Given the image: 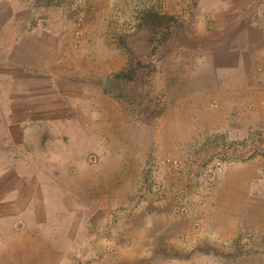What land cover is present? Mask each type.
<instances>
[{
    "label": "crops",
    "instance_id": "1",
    "mask_svg": "<svg viewBox=\"0 0 264 264\" xmlns=\"http://www.w3.org/2000/svg\"><path fill=\"white\" fill-rule=\"evenodd\" d=\"M39 1L0 0V130H16L8 135L23 146H47L37 150L41 161L60 158L62 163L49 170L39 164L16 167L3 175L19 179L14 189L0 192V208L8 211L0 213V237L11 251L0 248V264H22L19 256L27 259L23 264H74V257L75 264H134L155 251V242L178 245L182 230L169 216L174 206L170 195H155L162 199L156 212L163 218L160 224L140 216L147 214L142 212L145 207L136 211L135 176L143 181L146 154L110 156L111 161L119 162L116 167H122L123 161L126 167V180L120 183L124 186L113 191L112 197L111 179L101 188L103 179L96 175L99 170L85 166L84 139L102 148L103 102L118 105L112 87L115 80L107 74L117 69L106 68L103 74L100 62L94 61L85 67L81 49L74 46L62 19ZM261 1L229 0L231 12L223 16L226 29L222 34L202 31L204 22L196 20L189 37H202L196 49L197 63L205 72L198 76L202 82L168 106L156 123L155 136L145 137L149 130L141 128L148 145L189 143L206 130L243 139L248 129L264 122ZM251 2L255 9L249 12ZM180 46L186 44L181 42ZM95 65H99L96 72L92 71ZM35 160L38 162V157ZM28 169L31 173L27 174ZM166 173L158 179L165 187L179 189L180 179ZM39 177L43 182L37 180ZM263 181L264 161L255 159L229 167L218 185L211 214L202 216L200 230L194 231L196 237L235 239L243 229L261 235L264 204L257 202H264L260 193ZM142 185L148 187V194L154 192ZM120 191L125 196L118 198ZM148 194L149 200L152 194ZM17 222L15 230L12 226ZM167 255L174 260L160 264H182L172 251ZM213 256L197 249L189 264H229L215 260L222 256Z\"/></svg>",
    "mask_w": 264,
    "mask_h": 264
},
{
    "label": "rangeland",
    "instance_id": "2",
    "mask_svg": "<svg viewBox=\"0 0 264 264\" xmlns=\"http://www.w3.org/2000/svg\"><path fill=\"white\" fill-rule=\"evenodd\" d=\"M228 1H39L42 5L56 11L55 16L62 19L63 24L68 28L67 33L73 39L74 46L81 49L79 54L83 56L81 60L85 67L88 68V63L94 61L95 64L100 62L103 74L106 72V68L109 71L110 67L117 69V71L112 70L107 74H110L115 80V85L112 87L116 92L118 105L103 102L102 148L98 149L94 147L92 140L84 139L86 141L84 142L85 166L99 170L96 175L103 179L101 188L104 187L107 179H111L113 189L111 188L110 197H112L113 191L120 190V185L124 186L120 183L126 180V167L124 161L122 167H116L115 164L119 162L111 161L110 156L146 154L148 164L146 162L144 167L143 181L139 176H135L134 204L136 211H141L145 207L142 212L147 214L140 216L152 218L160 224L163 218L156 215L157 203L162 200L161 197L156 198L159 190L164 192L163 196L170 195L168 197L169 201L171 200L170 204L174 205L169 216L177 220L182 230L176 241L178 245L171 243L172 245L168 247V245L155 242L153 253L157 257L153 258L155 255L152 253L148 257H141L134 264L171 262L170 260L174 259L168 258L167 255L171 251L175 258L181 261L180 263L189 264L197 249L222 256H213V259L216 257L215 260H222L223 263L264 264V232L257 235L259 233L255 234L243 229L237 238L223 241L198 239L194 232L200 230L202 216L211 214L210 206L215 200L218 185L222 181L225 171L231 166L245 164L255 159L264 161V122L255 128L251 127V130L248 129L246 137L243 139H238L239 135L231 136L230 133L220 134L206 130L189 143L177 141L172 146H168V144L156 146L155 143L148 145L142 139L143 134L140 132L141 128H147L145 130L149 131L146 132L145 137L155 136L157 133L156 123L159 122L168 106L173 105L176 99L181 97V94L190 91L196 83L202 82L198 76H204L205 72L197 63L199 53L196 50L202 37H189L190 29L199 19L204 22L202 31L218 32L214 35L222 34L226 29V21L223 16L231 12L228 9ZM262 3L263 7L260 8L264 10V0L261 1ZM247 6L249 12L251 9H255L253 2ZM149 12L159 15L161 23L156 25L149 19L145 21L146 14ZM181 42L186 44L184 48L180 46ZM114 62L117 66H113ZM98 68L99 65H95L92 71L96 72ZM123 73L127 74L129 78H118ZM92 123L94 124V122ZM90 131L92 138L93 130ZM0 132V175H2L0 176L2 183L0 192L10 191L17 186L19 178L17 179L14 175L3 176L10 174L9 171L16 167H33V164L34 167L39 164L41 168L45 167L47 170L53 166L56 169L61 167L60 158L54 162L41 161L39 152L42 151V148L46 150L47 146H23L12 139L11 135H8L16 133V130L1 129ZM56 142L58 140H55ZM37 157L38 162L35 160ZM104 157L107 159L103 160ZM102 162L103 165H101ZM218 163L223 164L222 170L215 173L216 179L211 182L212 173L208 171V166L213 164L216 168ZM136 171L137 168H135ZM164 172H167V176H173V179H180L179 189L163 185L157 176L163 175ZM25 173L31 172L28 169ZM106 175L112 176L106 178ZM39 178L37 180L43 182V179ZM43 178L46 181L47 177ZM142 184H147L150 186L149 190L154 191L150 193L152 196L149 200L145 196L149 193L148 187L145 188ZM262 186H264V181ZM260 193L264 195V190ZM119 194H116L118 198L121 195L125 196L124 192L120 191ZM93 195L94 193L91 194L92 197ZM9 198H13L11 194ZM143 202L147 204L143 205ZM119 203L121 202L119 201ZM257 204L261 205L264 202H257ZM182 207H186L185 212L181 210ZM4 210L5 208L2 206L0 213L8 212L7 209ZM18 224L20 222L13 224L12 227L16 230L15 225L18 226ZM157 227L155 226V228ZM89 234L88 229L87 235ZM133 243L135 245L136 241ZM0 248L8 250L5 240L1 237ZM19 258L22 264L28 262L26 258L20 256ZM76 259L74 257V264Z\"/></svg>",
    "mask_w": 264,
    "mask_h": 264
},
{
    "label": "built area",
    "instance_id": "3",
    "mask_svg": "<svg viewBox=\"0 0 264 264\" xmlns=\"http://www.w3.org/2000/svg\"><path fill=\"white\" fill-rule=\"evenodd\" d=\"M222 166H223L222 163H218L217 166H216V168H215V166H214L213 164H212L211 166H208V171H209L210 173H212L211 176H210L211 182H214V180L216 179V177H215V173L220 172V171L222 170ZM163 194H164V192L161 191V190H159L158 195H162V196H163ZM181 210H182L183 212H185V211H186V207H182ZM179 211H180V210H179ZM176 212H178V211H176ZM178 213H179V212H178Z\"/></svg>",
    "mask_w": 264,
    "mask_h": 264
},
{
    "label": "trees",
    "instance_id": "4",
    "mask_svg": "<svg viewBox=\"0 0 264 264\" xmlns=\"http://www.w3.org/2000/svg\"><path fill=\"white\" fill-rule=\"evenodd\" d=\"M147 16L145 17V21H148V19L149 20H151V21H153L152 23H154V24H158V23H161V18H160V16L159 15H157V14H154L153 12H149L148 14H146ZM118 78H121V79H128L129 77L127 76V74H125V73H123V74H121Z\"/></svg>",
    "mask_w": 264,
    "mask_h": 264
}]
</instances>
